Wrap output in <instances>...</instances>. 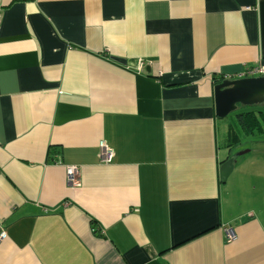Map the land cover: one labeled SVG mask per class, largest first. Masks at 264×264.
Segmentation results:
<instances>
[{"label":"crops","instance_id":"obj_1","mask_svg":"<svg viewBox=\"0 0 264 264\" xmlns=\"http://www.w3.org/2000/svg\"><path fill=\"white\" fill-rule=\"evenodd\" d=\"M256 66L264 0H0V264H264L214 94Z\"/></svg>","mask_w":264,"mask_h":264},{"label":"water","instance_id":"obj_2","mask_svg":"<svg viewBox=\"0 0 264 264\" xmlns=\"http://www.w3.org/2000/svg\"><path fill=\"white\" fill-rule=\"evenodd\" d=\"M215 106L217 117L224 119L236 112L240 106L255 107L264 104V76L226 80L215 86ZM235 161L230 158L220 169L223 184L234 171Z\"/></svg>","mask_w":264,"mask_h":264},{"label":"rangeland","instance_id":"obj_3","mask_svg":"<svg viewBox=\"0 0 264 264\" xmlns=\"http://www.w3.org/2000/svg\"><path fill=\"white\" fill-rule=\"evenodd\" d=\"M264 110V104L257 105L255 107H245L243 109H239V111L232 113L227 118H225L226 122H233L236 114H244L249 111H261ZM228 131V128H227ZM264 133L259 135H249L240 142L239 145L234 146L230 149V155L233 160H236L235 164L239 166L237 171L233 173L231 176V180L229 182V187L233 188L235 191L239 190V180L241 177L248 178L251 182L247 183V188L255 187V192L257 194L263 192L264 193ZM221 144L225 148H227V141L221 135ZM251 150V151H248ZM235 157V159H234ZM252 159L260 161L256 167H252ZM235 167V165H234ZM258 174H261V177H256ZM255 184V185H254Z\"/></svg>","mask_w":264,"mask_h":264},{"label":"trees","instance_id":"obj_4","mask_svg":"<svg viewBox=\"0 0 264 264\" xmlns=\"http://www.w3.org/2000/svg\"><path fill=\"white\" fill-rule=\"evenodd\" d=\"M221 83V82H220ZM233 122H229V131L225 140L227 148L237 146L246 136L264 133V113L262 111H249L236 114Z\"/></svg>","mask_w":264,"mask_h":264},{"label":"built area","instance_id":"obj_5","mask_svg":"<svg viewBox=\"0 0 264 264\" xmlns=\"http://www.w3.org/2000/svg\"><path fill=\"white\" fill-rule=\"evenodd\" d=\"M260 76H264V67H260V66H256V67H252L247 69L244 73H242L240 75L241 79L244 78H254V77H260ZM113 158V151L104 146L103 147V160L106 163H110L112 161ZM67 178H68V182L72 185L74 184H78L79 183V170L77 167H68L67 168ZM229 234H231V236H229L231 239L233 238V234L231 232H229ZM6 237V234L4 231L0 232V240L4 239Z\"/></svg>","mask_w":264,"mask_h":264},{"label":"flooded vegetation","instance_id":"obj_6","mask_svg":"<svg viewBox=\"0 0 264 264\" xmlns=\"http://www.w3.org/2000/svg\"><path fill=\"white\" fill-rule=\"evenodd\" d=\"M241 107V106H240Z\"/></svg>","mask_w":264,"mask_h":264}]
</instances>
